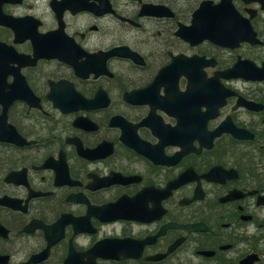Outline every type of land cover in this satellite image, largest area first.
I'll return each instance as SVG.
<instances>
[{
	"label": "flooded vegetation",
	"instance_id": "flooded-vegetation-1",
	"mask_svg": "<svg viewBox=\"0 0 264 264\" xmlns=\"http://www.w3.org/2000/svg\"><path fill=\"white\" fill-rule=\"evenodd\" d=\"M2 12L0 264H264V0Z\"/></svg>",
	"mask_w": 264,
	"mask_h": 264
}]
</instances>
